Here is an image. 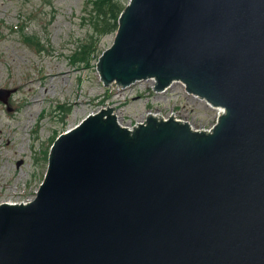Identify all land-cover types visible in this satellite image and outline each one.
<instances>
[{
	"label": "water",
	"instance_id": "95a60500",
	"mask_svg": "<svg viewBox=\"0 0 264 264\" xmlns=\"http://www.w3.org/2000/svg\"><path fill=\"white\" fill-rule=\"evenodd\" d=\"M97 68L224 111L208 128L88 114L35 198L0 203V264H264V0H129Z\"/></svg>",
	"mask_w": 264,
	"mask_h": 264
},
{
	"label": "rangeland",
	"instance_id": "374dc122",
	"mask_svg": "<svg viewBox=\"0 0 264 264\" xmlns=\"http://www.w3.org/2000/svg\"><path fill=\"white\" fill-rule=\"evenodd\" d=\"M92 15V0H0V203L33 200L53 140L109 104L124 125L145 121L150 111L174 113L195 128L218 118L217 108L181 82L165 91L152 79L127 87L104 82L98 61L116 32L98 39L88 61H75L80 45L92 41Z\"/></svg>",
	"mask_w": 264,
	"mask_h": 264
},
{
	"label": "trees",
	"instance_id": "16d2710c",
	"mask_svg": "<svg viewBox=\"0 0 264 264\" xmlns=\"http://www.w3.org/2000/svg\"><path fill=\"white\" fill-rule=\"evenodd\" d=\"M128 2L129 0H92L91 25L94 30L92 41L80 45L73 55L75 61H88L90 53L97 49L98 39L103 35L118 31L119 17Z\"/></svg>",
	"mask_w": 264,
	"mask_h": 264
},
{
	"label": "bare ground",
	"instance_id": "6f19581e",
	"mask_svg": "<svg viewBox=\"0 0 264 264\" xmlns=\"http://www.w3.org/2000/svg\"><path fill=\"white\" fill-rule=\"evenodd\" d=\"M148 80V79H147ZM154 82H155V84H154V86L156 85V80H154V79H152ZM174 82H180V81H174ZM174 82H172L169 86H167L165 89H162V90H157V91H165V90H167ZM181 83H183V82H181ZM130 85H132V83H130V84H128V85H125V87H127V86H130ZM183 85L185 86V88H186V85L183 83ZM199 97V96H198ZM106 107H108V106H106ZM219 111H223L224 110V107H222V106H217L216 107ZM219 115H220V113H219ZM218 115V116H219ZM48 164H49V158H48Z\"/></svg>",
	"mask_w": 264,
	"mask_h": 264
},
{
	"label": "built area",
	"instance_id": "2783aa9c",
	"mask_svg": "<svg viewBox=\"0 0 264 264\" xmlns=\"http://www.w3.org/2000/svg\"><path fill=\"white\" fill-rule=\"evenodd\" d=\"M223 111H224V110H223ZM223 111H222V112H223ZM218 113H221V111H219Z\"/></svg>",
	"mask_w": 264,
	"mask_h": 264
}]
</instances>
